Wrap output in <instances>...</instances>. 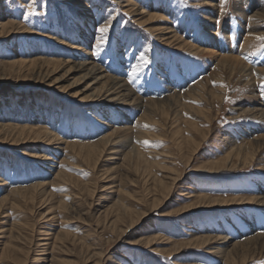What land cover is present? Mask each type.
Masks as SVG:
<instances>
[{"label": "rangeland", "instance_id": "1", "mask_svg": "<svg viewBox=\"0 0 264 264\" xmlns=\"http://www.w3.org/2000/svg\"><path fill=\"white\" fill-rule=\"evenodd\" d=\"M261 37L264 0H0V264H264L262 238L234 262L222 258L231 240L201 242L264 233L242 225L264 206L207 204L264 193V146L217 167L264 136L252 117L264 108ZM81 53L130 99L74 97L97 85L47 61ZM17 127L52 137L16 142Z\"/></svg>", "mask_w": 264, "mask_h": 264}, {"label": "bare ground", "instance_id": "2", "mask_svg": "<svg viewBox=\"0 0 264 264\" xmlns=\"http://www.w3.org/2000/svg\"><path fill=\"white\" fill-rule=\"evenodd\" d=\"M209 2V1H208ZM139 15V14H138ZM149 16V15H148ZM153 16V15H152ZM159 17V16H158ZM150 18V17H149ZM153 18V17H152ZM156 18V17H155ZM90 19V15L88 14V15H86V20H84V24H86L87 23V21ZM207 26V25H206ZM256 29V28H255ZM53 39H56V40H58V42H61V39H59V38H57V37H55V36H53L52 37ZM252 39V38H251ZM254 39V38H253ZM251 41V40H250ZM187 45V46H189L190 48L192 47L189 43H186V42H184V40H182L181 41V43H180V45ZM258 45V44H257ZM196 47V46H195ZM195 47H194V50H195ZM253 48V47H252ZM203 50V49H202ZM230 55H233L232 53L230 54ZM236 56H237V54H235ZM234 55V56H235ZM80 56H82V58L84 59V60H81V62L79 61V62H75V61H73L71 64H67V62L65 63V62H61V61H58V60H55V59H53V60H51V61H47V64L48 65H51V66H53V67H58V66H63V65H68V67L69 68H67L64 72H67V73H69V70H70V68H74V69H76V70H78L80 73H81V76L79 77L80 79H84V78H87L88 80H90V81H94L95 82V84L97 85L96 86V89H95V91L94 92H92V93H87V94H84V93H78V92H76L75 91V93H72L73 95H74V97L75 96H77V97H79V100L80 101H87V102H93V101H96L97 99H100L99 101H101V100H106L107 102L108 101H112L113 102V100H116V101H122V100H124L125 98L127 99V98H129V96H127V97H125V98H123V96L122 95H120V90H118V88L119 87H123V86H126V84H125V82L124 81H122V79L121 78H117V77H112V76H110V75H107V74H105L103 71H101V68L100 67H98L94 62H87L86 61V55L85 54H83V53H81L80 54ZM226 56H227V54H226ZM226 56H224V57H226ZM228 57H229V54H228ZM231 57V56H230ZM233 58V57H232ZM224 59H227V58H224ZM239 60V59H238ZM45 60H43L42 61V63L44 62ZM235 61H236V59H235ZM241 61V60H240ZM35 62V60H33L31 63H34ZM220 62H221V60H220ZM233 62H234V60H233ZM224 63V62H223ZM237 62H235V64H236ZM227 63H225V65H226ZM231 64V63H230ZM234 64V63H233ZM14 65V64H13ZM12 66V65H11ZM231 66V65H230ZM234 66V65H233ZM232 66V67H233ZM231 67V68H232ZM238 67H239V65H238ZM242 67V66H241ZM240 67V68H241ZM244 68V67H243ZM234 69V68H233ZM236 69V68H235ZM238 69V68H237ZM230 70H232V69H230ZM239 70V69H238ZM246 70V69H245ZM41 71V70H40ZM46 72L44 73L46 76H47V72L49 73V71L48 70H45ZM75 71V70H74ZM236 71V70H235ZM240 71V70H239ZM248 71V70H247ZM255 71V70H254ZM254 71H253V73H254ZM236 72H238V71H236ZM235 72V73H236ZM243 72H244V70H243ZM242 72V73H243ZM251 72V71H250ZM217 73V72H216ZM246 73V72H245ZM249 73V72H248ZM221 74V73H220ZM249 74H251V73H249ZM39 75H40V72H39ZM45 75H43L42 74V76H45ZM247 76V75H246ZM249 76V75H248ZM58 77V76H57ZM61 77V76H60ZM254 78V77H253ZM56 79V78H55ZM250 80V79H249ZM198 81V80H197ZM100 82V83H99ZM76 84V83H75ZM99 84V85H98ZM57 88V87H56ZM95 88V87H94ZM250 88H252V87H250ZM121 89V88H120ZM124 89H125V87H124ZM129 89H131V88H129ZM123 90V89H122ZM70 91V90H69ZM128 91V90H127ZM79 92H80V90H79ZM126 92V91H125ZM131 92V91H130ZM206 91H202V92H197V93H193V91L191 90L190 92H189V95H188V99H193V98H195V97H201L202 96V94L203 93H205ZM124 93V92H123ZM82 94V95H81ZM128 95V94H127ZM129 95H130V93H129ZM134 95V94H133ZM164 96V95H163ZM218 96H220V95H218ZM175 97V96H174ZM255 97H256V95H255ZM132 98V97H131ZM138 98V97H137ZM221 98V97H220ZM130 99V98H129ZM140 99V98H139ZM201 99V98H200ZM174 100V99H173ZM194 100V99H193ZM196 100V99H195ZM103 102H105V101H103ZM175 102V101H174ZM259 102V101H258ZM111 103V102H110ZM160 104V103H159ZM170 104V103H169ZM177 104V103H176ZM179 104V103H178ZM177 104V105H178ZM260 104H262V103H260ZM156 105V104H155ZM154 105V106H155ZM173 105V104H172ZM180 105V104H179ZM258 105V104H257ZM153 106V107H154ZM254 106V105H253ZM161 107H162V105H161ZM256 107V106H255ZM262 107V106H261ZM133 109V108H132ZM171 109V108H170ZM154 110V109H153ZM156 110V109H155ZM145 111H148L147 113H144L145 115L147 114V117H148V119H149V114H151L150 113V110L149 109H146ZM157 111V110H156ZM155 111V112H156ZM162 111H164L163 109H162ZM169 111H171V110H169ZM152 112V111H151ZM168 112V111H167ZM161 113V112H160ZM162 113H164V112H162ZM167 114V113H166ZM147 117H146V119H147ZM197 117V116H196ZM252 117H255L256 119H258V121H260L259 123H258V127H256V128H264V108H259V109H257V111H255V113L253 114V116ZM145 118V117H144ZM157 118V117H156ZM161 118V117H160ZM147 119V120H148ZM154 119V118H153ZM142 120V119H141ZM31 127V126H30ZM36 127V126H35ZM2 128V127H1ZM0 128V129H1ZM5 128V127H4ZM189 128V127H188ZM254 128V127H253ZM12 129H14V128H12ZM6 130V132H8L7 131V128L5 129ZM4 130V131H5ZM8 130H10L9 128H8ZM15 130V129H14ZM28 130H31V129H28V128H22V129H18V127H17V133H15V134H13V137L15 138V139H11V140H14V141H19V139H22V138H19V137H22V136H27L28 134H27V132L26 131H28ZM128 130V129H127ZM2 131V130H1ZM31 131H33V130H31ZM26 132V133H25ZM42 132V131H41ZM39 130H34L33 131V133L35 134V137L33 138V139H35L36 140V143H40V140H42V135L44 136V137H48V138H50V137H52V134L49 132V131H45V132H43V134L41 133ZM253 132H255V130L254 129H250V130H248V132H245L244 134H242V135H252V133ZM4 133V132H3ZM115 133V132H114ZM9 134V133H8ZM254 134V133H253ZM182 137V136H181ZM235 137H237V136H235ZM8 138V137H7ZM25 138V137H24ZM102 138H105V137H102ZM246 138V137H245ZM253 138V137H252ZM55 139V138H54ZM184 139V138H183ZM241 139H243V137L241 138ZM241 139H240V141H241ZM29 140V139H28ZM44 140H45V138H44ZM100 140V139H99ZM107 140V139H106ZM25 141V140H24ZM27 141V140H26ZM184 141V140H183ZM182 141V142H183ZM185 141H187V140H185ZM189 141V140H188ZM13 142V141H12ZM45 142H46V140H45ZM97 142V141H96ZM95 142V143H96ZM102 142H104V140L103 141H101V143ZM246 142L247 143H245V145H243V146H235L234 148H232L231 150H230V153L229 154H227L225 157H223L221 160H220V162L222 163L221 165H218L219 164V162L218 163H216V164H214V165H212V164H209L210 166L209 167H206V168H208V169H204L203 171H206V172H213V171H211V169L212 168H214L216 165H218L217 167H219V168H222L221 170H223V169H225L226 167H228V165L229 166H233V160H235V158L236 157H242L243 158V156H244V158H245V151L246 150H248L249 148L250 149H254V150H262L261 149V147H263L264 146V136H258L257 138H254V139H248L247 140V138H246ZM18 143H20V142H18ZM31 143H33V142H31ZM49 143H51V142H49ZM72 144V143H71ZM97 144V143H96ZM80 145V144H79ZM99 145V144H98ZM179 145V144H178ZM69 146V145H68ZM73 146V145H72ZM77 146H78V144H77ZM95 146V145H94ZM102 146H104V145H102ZM58 147V146H57ZM87 148H88V145L86 146ZM85 147V148H86ZM97 147V146H96ZM100 147H101V145H100ZM105 147V146H104ZM79 148V150H81L80 149V147H78ZM89 149V148H88ZM92 149V148H91ZM91 149H89V150H91ZM84 150V149H83ZM93 150V149H92ZM97 150V149H96ZM99 150V149H98ZM102 151V150H101ZM81 152V151H80ZM103 152V151H102ZM100 153V152H99ZM247 153H249V152H247ZM86 154V153H85ZM87 154H89L88 153V151H87ZM86 154V155H87ZM138 155V154H137ZM88 156V155H87ZM126 156H128V155H126ZM130 156V155H129ZM246 156H248V155H246ZM89 157H91L90 155H89ZM94 157H96V156H94ZM138 157H140V155L138 156ZM45 158V157H44ZM92 158V157H91ZM94 159V158H93ZM92 159V161H94ZM137 159V158H136ZM240 159V158H239ZM91 160V159H90ZM138 160V159H137ZM253 160V159H252ZM250 161H251V159H250ZM241 162V161H240ZM246 162H247V159H246ZM245 163V162H244ZM239 166V165H238ZM225 167V168H224ZM259 168H261V167H259ZM263 168V167H262ZM203 169V168H202ZM198 170H200L201 171V169H198ZM219 170V169H218ZM61 172V171H60ZM59 173H58V177H59ZM56 177V176H55ZM261 181H259V183H260ZM39 186V185H38ZM37 186V187H38ZM36 187V188H37ZM34 190H35V188H34ZM261 191V190H260ZM17 192V191H16ZM28 192V191H27ZM13 193V192H12ZM15 193V192H14ZM16 194V193H15ZM259 194V193H258ZM27 195V194H26ZM263 196H259V197H257L256 199H244L245 200V202L243 203V199H240V198H238V197H234V198H231V199H229V201H226V200H224V199H221V198H215V199H211V198H209L208 200V202H207V204H220V206L222 205V204H229V206H231V205H240V206H245V205H250V203H257V206L259 207V206H264V193L262 194ZM26 197V196H25ZM33 198V197H32ZM204 199V198H203ZM201 200V199H200ZM205 200H206V198H205ZM204 200V201H205ZM203 201V200H202ZM227 206V205H226ZM22 207V206H21ZM222 207H223V205H222ZM250 207V206H249ZM227 208V207H226ZM244 210V209H243ZM245 213V212H244ZM244 217V216H243ZM252 220V219H251ZM250 221H247L246 223L245 222H242L243 224V226L246 228V229H249L248 230V232H255V230H257V226H260V227H262V228H264V219H260V220H258V218H255V220H254V223H252V224H250L249 223ZM23 230V229H22ZM245 230V229H244ZM247 232V233H248ZM258 232V231H257ZM245 233V232H244ZM243 233V231H240V232H236L235 231V236L236 237H238V238H240V236L241 235H243L244 234ZM236 237H234V238H236ZM245 238L244 239H239L238 241H234V240H232V239H228L227 238V236H218V235H211V236H209V235H206L205 237H203V239H201V242L202 243H205V242H207L208 240H209V242L212 240V242H214L213 240L215 239V240H218V239H220V238H223L224 240H223V242H227V240L228 241H230L231 240V242H233L232 243V248L231 249H228V250H226V249H222V258L224 259V261H226V262H228L229 260L230 261H232V262H234V260H233V256L231 255V253H232V250H234V248H243L244 247V245L245 244H247V243H249V242H255V240L256 239H258V238H262V239H264V233H257L256 235H254L253 234V236H244ZM225 238H227V239H225ZM230 238V237H229ZM243 238V237H242ZM199 240V239H198ZM244 240V241H243ZM242 241V242H241ZM257 241V240H256ZM261 241V240H260ZM259 242V241H258ZM257 243V242H256ZM260 244L262 243V242H259ZM258 243V244H259ZM263 244H264V242H263ZM254 245V244H253ZM224 246V245H223ZM250 247H251V244H250ZM263 247V246H262ZM222 248V247H221ZM221 248H218L217 250H218V253L219 252H221ZM248 249H249V246H248ZM243 252V251H242ZM217 253V252H216ZM247 253V252H246ZM244 254V253H243ZM247 254H249V253H247ZM240 256H242V255H240ZM246 257V256H245ZM242 259V258H241ZM244 259V258H243ZM225 262V263H226Z\"/></svg>", "mask_w": 264, "mask_h": 264}, {"label": "snow or ice", "instance_id": "3", "mask_svg": "<svg viewBox=\"0 0 264 264\" xmlns=\"http://www.w3.org/2000/svg\"><path fill=\"white\" fill-rule=\"evenodd\" d=\"M227 2V0H221V3L222 4H224V3H226ZM99 31L101 32V33H104V32H106L107 31V27H101L100 29H99ZM260 39H264V37H261ZM105 41L104 40H101L100 41V43H104Z\"/></svg>", "mask_w": 264, "mask_h": 264}]
</instances>
